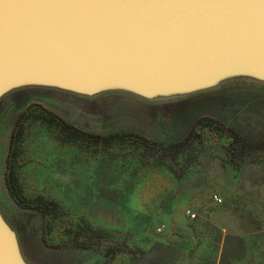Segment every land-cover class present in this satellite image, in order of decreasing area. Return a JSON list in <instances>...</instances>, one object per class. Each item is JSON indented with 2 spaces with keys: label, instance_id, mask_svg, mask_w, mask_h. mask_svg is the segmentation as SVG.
Instances as JSON below:
<instances>
[{
  "label": "rangeland",
  "instance_id": "obj_1",
  "mask_svg": "<svg viewBox=\"0 0 264 264\" xmlns=\"http://www.w3.org/2000/svg\"><path fill=\"white\" fill-rule=\"evenodd\" d=\"M0 123L30 264H124L119 256L148 253L182 208L209 218L215 207L225 221L233 202L248 220L264 219V84L232 80L155 100L23 89L0 101Z\"/></svg>",
  "mask_w": 264,
  "mask_h": 264
},
{
  "label": "water",
  "instance_id": "obj_2",
  "mask_svg": "<svg viewBox=\"0 0 264 264\" xmlns=\"http://www.w3.org/2000/svg\"><path fill=\"white\" fill-rule=\"evenodd\" d=\"M264 84V0H0V101L23 89L155 100ZM0 264H30L0 210Z\"/></svg>",
  "mask_w": 264,
  "mask_h": 264
},
{
  "label": "crops",
  "instance_id": "obj_3",
  "mask_svg": "<svg viewBox=\"0 0 264 264\" xmlns=\"http://www.w3.org/2000/svg\"><path fill=\"white\" fill-rule=\"evenodd\" d=\"M2 135L0 128V159L5 160L9 139L4 140ZM2 185L4 187L0 186V200L3 206L0 205V210L4 217L3 208L10 213L9 217L21 232V236L17 233L19 240L25 239L28 242L32 238L29 235L31 228L23 220L20 221L22 217L19 214L13 216L11 211L15 213L17 206L5 186L4 179ZM171 195V198L178 197L175 192H171ZM212 203L220 205L213 201ZM224 205L219 207V211L227 209ZM233 205V202L229 203V217L225 221L215 218V207L212 217L209 218H204L197 209L182 208L177 223L171 224L167 219L165 236L150 241L148 253L143 251L132 256L121 255L118 259L124 264H264V219L252 222L242 216ZM170 206L171 203H165L166 210L177 208ZM187 212L194 217L190 218ZM6 221L16 231L8 219Z\"/></svg>",
  "mask_w": 264,
  "mask_h": 264
},
{
  "label": "trees",
  "instance_id": "obj_4",
  "mask_svg": "<svg viewBox=\"0 0 264 264\" xmlns=\"http://www.w3.org/2000/svg\"><path fill=\"white\" fill-rule=\"evenodd\" d=\"M19 183V179L14 169V164L11 159L10 154L8 155L6 161V172H5V186L11 196V198L17 204L19 202V193L21 190Z\"/></svg>",
  "mask_w": 264,
  "mask_h": 264
},
{
  "label": "built area",
  "instance_id": "obj_5",
  "mask_svg": "<svg viewBox=\"0 0 264 264\" xmlns=\"http://www.w3.org/2000/svg\"><path fill=\"white\" fill-rule=\"evenodd\" d=\"M212 199H213V201H214L215 203H217V204L222 203L221 198H219L218 196H213ZM188 214H189V213L187 212V215H188ZM189 216H190V218H193V217H194L192 214H189Z\"/></svg>",
  "mask_w": 264,
  "mask_h": 264
}]
</instances>
